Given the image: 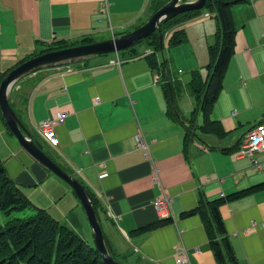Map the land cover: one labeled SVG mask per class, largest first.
<instances>
[{
	"label": "crops",
	"instance_id": "obj_1",
	"mask_svg": "<svg viewBox=\"0 0 264 264\" xmlns=\"http://www.w3.org/2000/svg\"><path fill=\"white\" fill-rule=\"evenodd\" d=\"M109 1L110 23L99 15L100 0H0V72L47 44L85 36L104 40L137 28L149 17L150 0ZM232 11L235 51L211 114L227 134L204 135L197 129L187 152L185 125L167 114L163 74L151 68L145 54L150 48L137 56L101 54L45 68L17 83L15 89L27 98L23 106L18 98L11 99L21 120L65 170L99 197L103 230L113 254L125 263L178 264L174 246L181 241L190 251V261L183 264H217L196 208L256 187L223 203L220 212L238 264H264V151L255 153L260 168L241 154L247 134L264 120V0L235 5ZM182 26L187 41L168 50L167 71L173 81L186 84L196 70L206 77L217 22L213 15H202ZM117 55L120 65H109ZM177 101L190 117L194 97L186 89ZM59 112L67 115L56 128L59 141L53 146L38 124ZM139 132L150 144L152 161L137 146ZM0 154L8 174L33 204L60 223L80 228L82 237L92 233L71 188L27 154L1 111ZM154 164L161 167L162 184L173 197L172 217L134 235L137 228L160 220L152 205L161 192L151 178Z\"/></svg>",
	"mask_w": 264,
	"mask_h": 264
},
{
	"label": "trees",
	"instance_id": "obj_2",
	"mask_svg": "<svg viewBox=\"0 0 264 264\" xmlns=\"http://www.w3.org/2000/svg\"><path fill=\"white\" fill-rule=\"evenodd\" d=\"M168 1L150 0L148 16L150 17ZM248 2L250 0H206L204 8L189 10L166 22L162 21L159 30L147 38L137 41L122 52L129 56H137L143 51V48L152 50L146 57L151 68L163 74V88L168 101V116L185 125L183 144L186 152L189 151L191 139L195 134L197 135V129L204 135L213 134L223 137L227 134L219 122L212 120L211 114L223 89L224 76L235 51L237 30L232 10L235 5ZM205 12H210L217 22L214 41L209 44L210 60L206 77L203 78L201 72L196 70L186 84L180 80L173 81L167 71L169 65L167 52L187 41V33L182 25L202 16ZM95 41L93 37L85 36L75 41L53 42L44 48L35 50L18 61L16 65L46 51ZM11 69L0 72V82ZM186 89L195 100L190 117H186L182 113L177 101L178 96L183 94ZM12 98L14 100L18 98L22 106L27 103V98L20 93L19 89H13ZM10 102L20 117L19 109L16 108L13 101L10 100ZM199 113L202 115L200 125L197 124ZM87 188L91 193L101 223L102 203L95 192L88 186ZM255 188L236 192L210 202H201L196 208L195 212L204 221L210 247L217 264H238L224 226L220 207L226 201L241 197ZM74 195L76 196V194ZM76 198L78 199L77 196ZM26 209L34 210V213L25 217L17 215L18 212ZM1 216L4 217V221L0 220V264H106L95 245L89 243L72 227L60 223L47 209L32 203L19 184L8 174L0 154V218ZM166 221L168 220L160 219L157 222L141 226L134 230L133 234L148 232ZM113 256L120 261L114 254Z\"/></svg>",
	"mask_w": 264,
	"mask_h": 264
},
{
	"label": "water",
	"instance_id": "obj_3",
	"mask_svg": "<svg viewBox=\"0 0 264 264\" xmlns=\"http://www.w3.org/2000/svg\"><path fill=\"white\" fill-rule=\"evenodd\" d=\"M206 0H169L137 28L110 38L91 43L54 49L32 56L16 65L0 82V110L5 122L21 147L41 166L76 194L86 213L94 236L95 247L106 264H125L113 256V245L105 234L97 216L92 196L87 186L75 175L65 170L40 138L24 124L11 105L12 91L23 78L45 68L59 67L86 61L101 54L117 53L145 39L160 29L161 22L180 13L205 7Z\"/></svg>",
	"mask_w": 264,
	"mask_h": 264
},
{
	"label": "built area",
	"instance_id": "obj_4",
	"mask_svg": "<svg viewBox=\"0 0 264 264\" xmlns=\"http://www.w3.org/2000/svg\"><path fill=\"white\" fill-rule=\"evenodd\" d=\"M99 15L111 22L110 18V1L100 0ZM205 17L210 16V12H205L203 14ZM112 27V25H110ZM151 49H147L145 54H150ZM118 53V52H117ZM121 60L119 55L109 61L110 64L120 65ZM159 75L156 73V79ZM100 101V96L94 98V102L98 103ZM66 112H59L51 118H47L39 122L38 129L41 136L46 139L51 145H58V137L56 134V128L66 117ZM136 143L139 148L144 149V154L149 160H153L151 154V148L149 142L146 140L142 132H139L136 136ZM241 154L246 155L252 159L257 168L262 167V164L255 157L257 151H264V120L258 123L252 130L247 134V138L243 141L241 146ZM153 182L161 188V192L152 201V205L157 211L160 219H168L172 217V201L173 197L167 189L162 184L161 181V167L154 164L153 171L151 174ZM182 230H179V234H182ZM174 256L178 264H183L190 261V251L189 249L180 241L174 246Z\"/></svg>",
	"mask_w": 264,
	"mask_h": 264
},
{
	"label": "rangeland",
	"instance_id": "obj_5",
	"mask_svg": "<svg viewBox=\"0 0 264 264\" xmlns=\"http://www.w3.org/2000/svg\"><path fill=\"white\" fill-rule=\"evenodd\" d=\"M109 34L112 35V32L110 31ZM110 35H109V36H110ZM119 52L122 53L123 50H121V51H119ZM167 55H168V52H167ZM185 78L187 79V76H186ZM71 191H72V190H71ZM33 213H34V210H32V209H26V210H24V211H20V212H18L17 215L25 217V216H28V215L33 214ZM0 220H1V222H3V221H4V217L1 216ZM90 227H91V225H90ZM74 230L78 233V231H80V228L76 227V228H74ZM91 230H92V229H91ZM83 235H84V234H83ZM81 236H82V235H81ZM84 238L87 239V241H88L89 243L95 245V241H94L93 233H91V234H89V235H86V236L84 235ZM119 260H120V261H123V260H121V259H119ZM123 263H125V262L123 261ZM125 264H132V261H131V260H130V261L126 260V263H125Z\"/></svg>",
	"mask_w": 264,
	"mask_h": 264
}]
</instances>
